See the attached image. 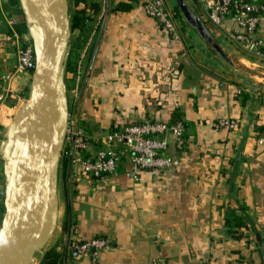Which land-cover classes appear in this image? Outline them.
Here are the masks:
<instances>
[{
	"label": "crops",
	"instance_id": "0c3cea01",
	"mask_svg": "<svg viewBox=\"0 0 264 264\" xmlns=\"http://www.w3.org/2000/svg\"><path fill=\"white\" fill-rule=\"evenodd\" d=\"M128 1L111 0L82 105L80 125L88 142L82 157H95L104 148L102 139L115 128L147 120L170 123L177 110L187 125V144L178 152L170 140L167 154L179 165L163 172L144 171L138 181L126 177L130 158L120 146L117 174L104 180L72 178L71 236L81 241L102 238L109 248L69 264H264V84L258 85L254 73L261 68L259 61L232 39L233 21L226 20L223 28L207 22L202 0L185 2L200 14L229 62L211 54L209 45L187 25L180 24V39H174L146 15L143 3L129 12H112L119 2ZM5 9L17 19L16 29L26 25L22 36L30 38L31 21L21 1L16 8L6 0ZM94 32L82 51L78 76L87 64ZM8 34V25L0 19V76L13 73L17 65ZM79 35L74 32L70 42ZM256 37L264 41V24ZM37 75L20 74L12 81L3 106L14 112L12 120L30 103ZM72 108L66 101L67 112ZM221 119L236 120L239 129H216ZM12 126L14 121L6 126L0 116V147ZM5 168L0 151L2 197ZM60 169L57 225L46 246L36 252L35 264H43L52 249L64 252L68 206ZM79 170L74 164L73 175ZM229 211L247 225L233 236L225 225ZM3 215L2 210L0 225Z\"/></svg>",
	"mask_w": 264,
	"mask_h": 264
},
{
	"label": "water",
	"instance_id": "95a60500",
	"mask_svg": "<svg viewBox=\"0 0 264 264\" xmlns=\"http://www.w3.org/2000/svg\"><path fill=\"white\" fill-rule=\"evenodd\" d=\"M34 24L38 75L31 99L14 117V126L0 147L6 164L4 215L0 225V264H35L36 252L46 246L58 221L57 178L67 149V85L63 65L70 42V4L68 0H20ZM186 24L212 46L224 60L229 59L197 11L185 0H174ZM111 0H105L101 28L93 54L83 77L74 111V126L68 147L66 198L68 228L64 264H69L73 227L72 177L75 142L85 92L110 15Z\"/></svg>",
	"mask_w": 264,
	"mask_h": 264
},
{
	"label": "built area",
	"instance_id": "2783aa9c",
	"mask_svg": "<svg viewBox=\"0 0 264 264\" xmlns=\"http://www.w3.org/2000/svg\"><path fill=\"white\" fill-rule=\"evenodd\" d=\"M207 22L215 28H223L226 20L234 22L232 39L251 57L264 62V41L256 37L258 29L264 24V0H202ZM6 0H0V19L9 27L8 41L14 46L17 65L13 73L0 76V116L11 94V83L20 74L36 73L39 63L36 60V45L33 36L24 38L16 29L18 21L5 9ZM146 15L157 21L174 38L180 39L181 20L167 0H143ZM186 24V23H185ZM187 25V24H186ZM188 26V25H187ZM1 48V46H0ZM74 114L68 112L65 133L69 147L73 135ZM216 129L237 131L236 120L221 119L214 125ZM186 128L181 122L168 124L160 121H144L140 124L126 126L118 132L108 134L102 139L104 148L95 156L83 158L88 149L86 134L79 129L75 142L74 163L79 164V173L72 178L89 177L104 180L115 175L122 164L117 151L118 146L125 148L129 154L130 169L126 177L138 181L144 171L163 172L179 165L176 157L168 155L170 140L173 147L182 151L186 145ZM171 144V145H172ZM68 147L63 159L68 157ZM62 166V165H61ZM109 242L102 238L88 241L78 240L71 236L69 260L78 263L80 260L96 256L107 250ZM153 264H164L163 260ZM205 264V263H202Z\"/></svg>",
	"mask_w": 264,
	"mask_h": 264
},
{
	"label": "trees",
	"instance_id": "16d2710c",
	"mask_svg": "<svg viewBox=\"0 0 264 264\" xmlns=\"http://www.w3.org/2000/svg\"><path fill=\"white\" fill-rule=\"evenodd\" d=\"M68 1H69V4L73 7V12L70 15L71 33L73 34L74 32L78 31L80 35L75 39L74 42L72 43L69 42V45L67 48L66 61L63 66V76H64L67 87H68V80L66 79L65 75L70 74L73 76V78L78 76L79 61L81 59L80 57H81L82 51L84 49V46L88 43L93 31H95L92 41H91V45L89 46V49L86 53L87 64H88V61H90L99 31L101 28L103 16H104L103 15L104 14V3L102 0H68ZM10 3L16 8L20 7L19 0H10ZM140 3H143V0H129L128 2H119L114 8H112V12L114 13L129 12L133 8L138 6ZM174 11H175L177 18L181 20L182 24L186 25L185 24L186 22L183 19L177 6L175 7ZM96 24H97V28L94 29V26ZM17 31L19 34L22 35L24 32L27 31L26 25L22 24L21 28H18ZM86 70H87V67L85 68V72ZM147 121L154 122V120H147ZM177 122H181L186 128L185 141L187 144V140H186L187 125L185 121L182 119V113L178 110L173 112V119L168 124H174ZM81 127L82 128L84 127L82 123L80 125V129ZM124 128H115L114 130H112L111 133L121 131ZM120 148L122 149V151H125L124 147L121 146ZM120 148H117V151L119 153H121ZM185 148H186V145L183 148V150L180 152H183ZM67 158L68 157H65L63 159V164H62V168L64 172L63 174L64 181L66 178V169H67V160H68ZM227 216H228V219L226 220L225 225L228 228L227 229L228 232L232 233L231 234L232 236L233 234L236 233L237 230L244 229L247 227V225L245 224V221L242 218L237 217L234 211H229ZM247 221H248L247 223H251L249 219H247ZM67 228H68V222H66V225L64 227L65 232H67ZM43 264H64V252L58 253L56 249H52L46 254Z\"/></svg>",
	"mask_w": 264,
	"mask_h": 264
},
{
	"label": "rangeland",
	"instance_id": "374dc122",
	"mask_svg": "<svg viewBox=\"0 0 264 264\" xmlns=\"http://www.w3.org/2000/svg\"><path fill=\"white\" fill-rule=\"evenodd\" d=\"M185 1H188L189 0H185ZM175 3V1H174ZM193 8V5L192 3L190 4ZM176 5H171V7L174 9ZM73 12V7L70 5V15L71 13ZM30 29L32 31V36H33V30H34V24L31 22L30 23ZM76 36V35H74ZM74 37L72 36V34L70 35V40L73 39ZM209 52L213 55H218L215 50L212 48V46L209 45ZM247 54V53H246ZM253 59H256V58H253ZM257 62L259 65H261V68H257L256 69V72H254L256 74V76L258 77V85H263L264 84V67L262 68V65H264V62L261 61V60H258L256 59ZM86 66V65H85ZM85 66L81 68V72L79 73V76L78 77H75L73 78L72 75H68V81H69V86L67 88V98H66V101H69L71 104H73L74 108H72L71 111H69L70 113H73L74 114V111H75V107H76V103H77V99H78V96H79V91H80V87H81V84H82V81H83V77H84V74H85ZM14 114V112H11L9 110H7L6 108H3L2 109V117L4 119V122L6 124V126H10L11 124H13V120L12 118L10 117V115ZM14 119V118H13ZM63 163H61L62 165ZM61 171L62 170V166H61ZM3 193V191H2ZM4 205V194H3V197L0 195V205ZM3 210L4 212V208H1V211Z\"/></svg>",
	"mask_w": 264,
	"mask_h": 264
},
{
	"label": "flooded vegetation",
	"instance_id": "af4514ba",
	"mask_svg": "<svg viewBox=\"0 0 264 264\" xmlns=\"http://www.w3.org/2000/svg\"><path fill=\"white\" fill-rule=\"evenodd\" d=\"M4 207V205L2 204L1 206H0V211H1V208H3Z\"/></svg>",
	"mask_w": 264,
	"mask_h": 264
}]
</instances>
